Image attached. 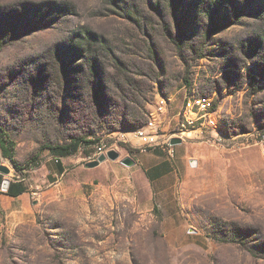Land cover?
I'll return each mask as SVG.
<instances>
[{
  "label": "rangeland",
  "instance_id": "1",
  "mask_svg": "<svg viewBox=\"0 0 264 264\" xmlns=\"http://www.w3.org/2000/svg\"><path fill=\"white\" fill-rule=\"evenodd\" d=\"M191 95L211 98L218 136L182 141L176 210L132 211L118 182L96 236L80 211L7 217L20 202L3 180L32 193L51 148L104 141L124 158L158 96L173 100L171 134ZM262 129L264 0H0V130L14 145L12 159L0 148V264H264Z\"/></svg>",
  "mask_w": 264,
  "mask_h": 264
},
{
  "label": "crops",
  "instance_id": "2",
  "mask_svg": "<svg viewBox=\"0 0 264 264\" xmlns=\"http://www.w3.org/2000/svg\"><path fill=\"white\" fill-rule=\"evenodd\" d=\"M180 147L182 144L173 146V159H169L161 149L129 155L135 161L132 167H125L116 161H105L87 169L77 154L60 158L51 154L35 169L34 185L29 188L32 193L28 192L22 181L24 193L17 197L4 194L20 202L7 217L14 219L16 225H23L36 222L41 206L57 219L61 218V214L67 218L74 210L80 211L82 221L79 231L96 236L103 233L101 219L104 202L107 201L108 207H112L118 182H123L127 191L129 204L125 203L124 206L132 211L150 212L155 205L165 210L171 205L170 209L176 210L172 205L177 199V177L181 171L186 173L187 159L186 152ZM29 196H32V207L27 202Z\"/></svg>",
  "mask_w": 264,
  "mask_h": 264
},
{
  "label": "built area",
  "instance_id": "3",
  "mask_svg": "<svg viewBox=\"0 0 264 264\" xmlns=\"http://www.w3.org/2000/svg\"><path fill=\"white\" fill-rule=\"evenodd\" d=\"M172 103L171 98L158 96L146 114L147 120L144 126L136 128L130 133L139 142V152L161 149L165 151L169 159H173V147L169 145L171 139L177 138L185 141L189 135H194L196 138H201L203 135L215 138L218 136L219 120L211 98L193 95L184 97L178 112L173 117L177 130L167 134L165 129L170 124L167 117L170 111L169 106ZM252 145L258 148L264 161V129L253 136ZM116 149L117 145L108 146L104 141H99L89 147H80L77 155L81 156L82 164H87L96 161L99 156L110 150L117 151ZM55 160L57 161L58 158Z\"/></svg>",
  "mask_w": 264,
  "mask_h": 264
},
{
  "label": "trees",
  "instance_id": "4",
  "mask_svg": "<svg viewBox=\"0 0 264 264\" xmlns=\"http://www.w3.org/2000/svg\"><path fill=\"white\" fill-rule=\"evenodd\" d=\"M211 1H212V3H214V1H215L216 4H218V3H220L221 0H211ZM212 24L214 27L215 23L213 22ZM80 44H82V43H80ZM0 142L3 143V145H2V143L0 144V148H1V152H2L3 157L8 158V159H12V149L14 148V145L11 141H9L7 139L5 133L2 130H0ZM96 143H97V141L83 140L82 138L81 139L75 138L74 140H72L67 145H61V146L51 148L50 152L53 155H56L60 158V157L75 155V154H77L78 149L80 147H83V146L89 147V146H92ZM127 152L129 155L133 154L132 150H128ZM24 192H25V187L23 186V184L21 182H15V183L9 184V187H8L5 194L9 197H17Z\"/></svg>",
  "mask_w": 264,
  "mask_h": 264
},
{
  "label": "water",
  "instance_id": "5",
  "mask_svg": "<svg viewBox=\"0 0 264 264\" xmlns=\"http://www.w3.org/2000/svg\"><path fill=\"white\" fill-rule=\"evenodd\" d=\"M181 143H182V141L180 139H177V138H173L169 141V145L172 147L180 145ZM105 161H110V162L119 161V163L125 167H132L135 165V161L132 158H130L129 156H126L124 158H120V154L117 151L110 150L106 154L99 156L96 161L85 164V168H87V169L94 168V167L98 166L99 164H101ZM189 165L193 168L196 167V165H197L196 160H190ZM0 172L7 175V174H9L10 170H9V168L1 165L0 166ZM9 184L10 183L8 180H3L2 185H1L3 192L7 191Z\"/></svg>",
  "mask_w": 264,
  "mask_h": 264
}]
</instances>
